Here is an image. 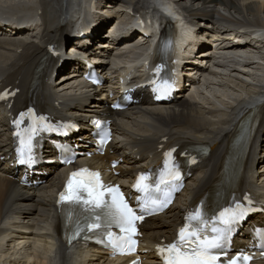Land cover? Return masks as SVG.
I'll return each instance as SVG.
<instances>
[{"label":"bare ground","instance_id":"6f19581e","mask_svg":"<svg viewBox=\"0 0 264 264\" xmlns=\"http://www.w3.org/2000/svg\"><path fill=\"white\" fill-rule=\"evenodd\" d=\"M116 1L128 5L127 9H131L132 6L138 11L143 9L139 11L142 13L145 12L146 7H150L147 5V0ZM170 2H176L184 7L193 20L195 18L206 19L208 27H216L215 24L220 21L264 28V0H170ZM85 5L86 0H0V8L6 14L18 18L17 20H29L38 15L45 18L43 31L35 36V39L0 35V90L10 87L17 91L10 112L16 115L30 100L36 101L43 109L56 110L59 109L61 98L79 100L85 96L81 92L78 94L75 90L74 84L78 81L77 78H69L61 82L63 86L68 85V89L73 90L71 92L58 94L59 92L54 90L50 83L51 72L58 60L51 56L52 50L60 45L65 31L75 25L76 16L85 9ZM170 5L172 7V3ZM85 26L86 23H84ZM83 30H87V27ZM196 33L195 27L192 28L194 37L197 36ZM193 39L191 37L190 40ZM146 45L147 43L143 45V48ZM106 46L108 45L103 48ZM125 48L126 52L118 51L117 59H111L113 63L119 60L120 63L128 64L136 60H132L127 55L142 47L127 43ZM247 48L224 49L223 57L228 59L230 65L227 67L230 70L237 71L241 69L240 66L246 69L257 63L254 61L255 58H263L261 55L264 52H258L256 56L252 52H247L251 51ZM241 61L246 64L241 65L239 63ZM218 64L227 68L223 62ZM103 67L105 68L104 65ZM216 74L219 73L214 72V75ZM210 78L205 76L208 85L215 82L214 79L211 82ZM261 81L264 85V80ZM78 82L83 85L80 80ZM244 83L247 84L245 81ZM241 86L243 84L238 86L239 90H242ZM244 89L243 94L238 93L239 95L233 96L231 101L223 102L228 107L224 111L218 109L215 104H211V109L206 108L202 105L203 103L200 104L197 98L201 94L197 88L194 93L190 94L193 99L183 97L178 103L169 106H153L145 103L132 108L133 112L122 113L119 117L123 126L120 129L131 137L136 149L144 156L150 154L155 156L161 147L165 148L169 145L205 144L208 145L210 151V154L196 167L198 172H195L194 178L189 181L188 188L184 190L185 203L178 202L177 209L172 208L168 214L158 220L149 221L145 225L144 242L149 247L171 237L180 221V207L192 205L199 196L208 193L212 195V199L220 201L226 198L234 186L237 192L243 193L252 190L259 181L264 185V91L251 87L249 89L247 86ZM207 101L209 104L212 102L208 98ZM252 108H261L263 114L247 145L235 150L237 148L234 142L239 134L238 125ZM127 119H132L133 123H128ZM132 127H135V131L131 130ZM0 128L4 127L0 126ZM4 137L5 134L0 132V150L7 148L4 146ZM127 163L131 168L129 175H132L130 172L138 167L146 165L142 161L133 159L128 160ZM7 173L14 174V171L0 170V264L103 263L104 257L94 254L93 251L69 249L63 243L59 244L57 250L54 251L50 243V239L54 237L53 233L60 237L61 220L57 213L54 194L62 187L64 171L53 175L48 184L36 192L23 190L24 188L16 180L9 178ZM29 202H35L39 206L38 212L26 213L29 220L26 224L33 230L36 244L27 246V240L31 238L24 241L17 239L13 242H6L7 238L13 237L10 228H15L12 222L15 218L11 217V213L23 209ZM38 216L40 218H36ZM30 221H35L34 225L29 224ZM149 263L157 264L158 262L152 258Z\"/></svg>","mask_w":264,"mask_h":264},{"label":"rangeland","instance_id":"374dc122","mask_svg":"<svg viewBox=\"0 0 264 264\" xmlns=\"http://www.w3.org/2000/svg\"><path fill=\"white\" fill-rule=\"evenodd\" d=\"M250 52L256 54V53L261 52V51L251 50ZM256 56H257V54H256ZM255 65L248 66L245 69V70H249V69L253 70L255 72V74L254 73L250 74V71L247 73H244V71L242 72V70H244V68H241V67H244V66H240L241 69H238L237 71L235 69L230 70V68H228V67L225 68V67L217 66V67H215V70L219 74H216V75H214L213 73L211 74V71H207L206 75L212 77V79H214L215 82H213V83L209 84V86H207L204 83V81L202 80L198 84V90H200V94H201L198 97V101L200 103H203V105L208 109H209V107H211L210 104H215V102H216L218 108L223 109V110H227L228 107H226V105H224L223 102L231 101V98L233 96L236 97L239 95L238 93L243 94L242 92L244 90H246V89H244L245 86H247V88H249V89H250V87L261 89V87H262L261 86L262 85L261 80H264V67H263L264 65L261 64V65H257L256 67H255ZM258 66L259 67L261 66V68H260L261 70L259 69ZM244 81L247 82V84H245ZM241 84H243V86H241L240 89H242V90L244 89L243 91L239 90V88H238V86L240 87ZM215 94H218V96H215ZM189 98H191V97L189 96ZM206 98L213 99V100H215V102L212 101L213 103L211 102L209 104L208 101L206 102ZM191 99H193V98H191ZM193 101H196V100H193ZM132 123H133V121H132Z\"/></svg>","mask_w":264,"mask_h":264}]
</instances>
